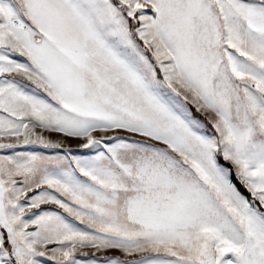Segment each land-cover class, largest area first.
<instances>
[{
	"label": "snow or ice",
	"instance_id": "6c2138e0",
	"mask_svg": "<svg viewBox=\"0 0 264 264\" xmlns=\"http://www.w3.org/2000/svg\"><path fill=\"white\" fill-rule=\"evenodd\" d=\"M0 264H264V0H0Z\"/></svg>",
	"mask_w": 264,
	"mask_h": 264
},
{
	"label": "rangeland",
	"instance_id": "374dc122",
	"mask_svg": "<svg viewBox=\"0 0 264 264\" xmlns=\"http://www.w3.org/2000/svg\"><path fill=\"white\" fill-rule=\"evenodd\" d=\"M73 143V146H75V142H72Z\"/></svg>",
	"mask_w": 264,
	"mask_h": 264
}]
</instances>
